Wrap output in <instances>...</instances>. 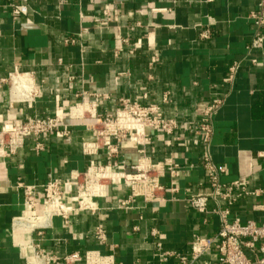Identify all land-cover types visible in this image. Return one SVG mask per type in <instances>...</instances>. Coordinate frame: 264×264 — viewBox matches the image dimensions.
Segmentation results:
<instances>
[{
	"label": "crops",
	"instance_id": "obj_1",
	"mask_svg": "<svg viewBox=\"0 0 264 264\" xmlns=\"http://www.w3.org/2000/svg\"><path fill=\"white\" fill-rule=\"evenodd\" d=\"M260 1L0 0V123L58 116L71 128L68 136L27 138L17 154L0 158V264H46L49 257L64 264L74 253L83 258L73 264H87V251L121 264H184L181 257L191 260L196 237L218 233L214 210L229 208L230 220L264 221V42L254 44L264 28L251 18ZM18 4L27 13L14 15L11 6ZM16 74L29 76L37 89L33 99L16 100L19 84L29 82L23 75L13 78L9 98L11 84L2 79ZM121 98L159 104L182 125L180 139L150 130L145 145L127 141L109 154L91 126L115 114ZM216 99L222 103L207 147L184 129L198 124ZM79 105L92 110L75 116ZM143 155L177 168L167 167L161 178L164 201L136 197L123 207L131 192L114 183L94 201V212L74 209L68 219L53 215L46 225V217L17 222L27 214L22 186H37L39 214L48 181L67 180L93 162L130 171ZM207 156L225 168L222 184L240 181L247 193L233 204L211 200L209 212L201 213L189 198L211 192ZM66 201L76 206L71 195ZM216 258L213 250L199 263Z\"/></svg>",
	"mask_w": 264,
	"mask_h": 264
},
{
	"label": "built area",
	"instance_id": "obj_2",
	"mask_svg": "<svg viewBox=\"0 0 264 264\" xmlns=\"http://www.w3.org/2000/svg\"><path fill=\"white\" fill-rule=\"evenodd\" d=\"M14 15L27 13V7L23 4L12 5ZM251 18L258 30L264 28V0H261L257 10L252 12ZM264 36L258 33L254 44H262ZM255 63L256 61L253 60ZM238 69L235 63L231 68L232 75ZM13 76L8 79H2V82L12 81ZM10 91L12 84L10 85ZM37 94V89L32 84L29 92L30 97H22L17 100L33 99ZM222 100L216 99L212 104L203 110L202 120L196 124L190 122L185 130L201 136L203 142L209 147L212 134V118L218 110ZM96 124L101 125V129L95 131L97 137L109 149V154L118 153L119 147L129 141L137 146L145 145L150 140L149 131H160L172 136L175 140L180 139L179 131L182 125L178 120L167 117L159 104L148 102L142 104L137 100L121 98L119 107L115 114H107L100 118ZM96 124L92 125L93 128ZM70 126L61 121L58 116L32 117L21 123L5 122L0 123V158H6L17 154L23 148L27 138L33 137L39 140L41 136L55 132L57 136H68ZM116 144H112V141ZM39 149L41 144H37ZM205 168L208 183L211 192L208 194H199L189 198L191 206L201 213H207L211 200L219 202L220 200L233 204L247 190L240 181L231 184H222L220 176L225 172V168L217 166L209 156L205 158ZM173 168L168 162H153L149 157L143 155L136 165L132 166L130 171L118 170L111 164L91 163L83 172L74 173L69 179L61 180L59 178L48 181L42 185L43 200L42 204L57 199L62 206L56 212L50 214L49 220L53 215L68 219L74 209L96 211L94 201L99 198H105L108 187L114 183L123 184L130 190L131 194L128 200L122 202V206H127L134 198L143 197L146 201L160 202L166 199L165 187L161 183V178L166 175V168ZM176 166L171 171L175 173ZM24 208L29 206L36 209L38 205L36 185H24ZM71 195L75 200L76 206L67 203L66 198ZM75 207V208H74ZM220 218V229L212 237H196L191 251V260L188 257H181L184 264H201L199 260L216 251L217 258L209 264H264V221L257 223L253 220L243 222L240 218L230 220L231 211L229 208H218L213 211ZM49 222V221H48ZM47 222V223H48ZM46 223V224H47ZM44 224V225H46ZM97 237L104 242L106 235L101 227H98ZM173 256V253H165L163 256ZM41 254H37V259ZM48 258V257H47ZM83 256L74 253L62 259L64 264H73L80 261ZM87 264H121L115 261L113 256L102 255L99 251H87L84 255ZM49 261L60 264L59 259L48 258Z\"/></svg>",
	"mask_w": 264,
	"mask_h": 264
},
{
	"label": "bare ground",
	"instance_id": "obj_3",
	"mask_svg": "<svg viewBox=\"0 0 264 264\" xmlns=\"http://www.w3.org/2000/svg\"><path fill=\"white\" fill-rule=\"evenodd\" d=\"M20 75H23L24 77L26 76V77L28 78L27 80H28L29 82L27 83V82H25V80L23 79V82H21V83L19 84L20 86H19L17 89H18L19 91H22V93H21V95L19 96V98H22V97H30V96H29V92H30L31 89H32V84H31V82H30V78H29L28 75H24V74H16V75L13 76V78H14L15 76H20ZM24 77H23V78H24ZM13 78H12V81H11L12 87H13ZM16 78H17V77H16ZM18 81H20V80H18ZM15 83H16V82H15ZM29 83H30V86H28ZM17 96H18V95H17ZM12 97H14V96H13V94H12V89H11L10 94H9V98L12 99ZM19 98H18V99H19ZM14 100H15V99H14ZM16 100H17V98H16ZM91 110H92V109H91L88 105H79V106L73 108L72 114L75 115V116H80V115H83V112H85V111H91ZM60 206H62V205L60 204V202H59L57 199H55L54 202L48 203L46 206L43 205L42 210H41V212H40L39 214H35L36 211H37V208H38V207H36V209H31V208L28 206L27 209H26L27 214H26L25 216H23L22 218H20L19 220H17V222L20 221V220H22V219H24V218H26L27 216H29V217H33V218H37V217H46V218H47V222H48V221H49L50 214H51L52 212H56V211H58V209L60 208ZM47 222L43 223L42 225L46 224ZM39 226H41V225H39ZM31 264H42V262H41V261L34 260V261L31 262Z\"/></svg>",
	"mask_w": 264,
	"mask_h": 264
},
{
	"label": "rangeland",
	"instance_id": "obj_4",
	"mask_svg": "<svg viewBox=\"0 0 264 264\" xmlns=\"http://www.w3.org/2000/svg\"><path fill=\"white\" fill-rule=\"evenodd\" d=\"M93 131H97L101 129V125L100 124H96L93 128H91Z\"/></svg>",
	"mask_w": 264,
	"mask_h": 264
}]
</instances>
